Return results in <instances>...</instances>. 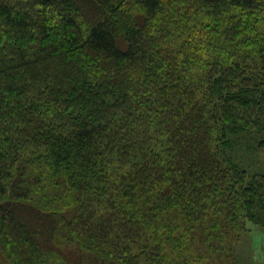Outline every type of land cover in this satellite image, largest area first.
<instances>
[{"label": "trees", "instance_id": "obj_1", "mask_svg": "<svg viewBox=\"0 0 264 264\" xmlns=\"http://www.w3.org/2000/svg\"><path fill=\"white\" fill-rule=\"evenodd\" d=\"M238 135L264 0H0V264H227L264 227Z\"/></svg>", "mask_w": 264, "mask_h": 264}, {"label": "rangeland", "instance_id": "obj_2", "mask_svg": "<svg viewBox=\"0 0 264 264\" xmlns=\"http://www.w3.org/2000/svg\"><path fill=\"white\" fill-rule=\"evenodd\" d=\"M234 137V136H233ZM231 149H225L226 157L236 160L247 172L264 171V156L254 150V137L238 135ZM245 144L251 145V154H245ZM245 229L231 241L232 253L227 264H264V227L245 220Z\"/></svg>", "mask_w": 264, "mask_h": 264}]
</instances>
